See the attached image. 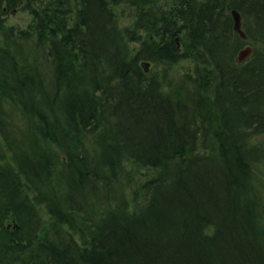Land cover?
I'll return each instance as SVG.
<instances>
[{
	"label": "trees",
	"instance_id": "16d2710c",
	"mask_svg": "<svg viewBox=\"0 0 264 264\" xmlns=\"http://www.w3.org/2000/svg\"><path fill=\"white\" fill-rule=\"evenodd\" d=\"M160 1L0 0V264H264V0Z\"/></svg>",
	"mask_w": 264,
	"mask_h": 264
},
{
	"label": "rangeland",
	"instance_id": "374dc122",
	"mask_svg": "<svg viewBox=\"0 0 264 264\" xmlns=\"http://www.w3.org/2000/svg\"><path fill=\"white\" fill-rule=\"evenodd\" d=\"M34 2L36 4V6H38V7L40 6V4H44V3L50 4V0H32V4ZM166 2H167L166 0H161L160 1L161 6L164 7L166 5ZM25 5H26V3L23 0V2H21L17 8L12 10V12L7 13L5 15L6 23L11 25V26H14L16 28H21V29L25 28L26 29L28 24L31 22L32 18L30 17L28 9L26 8ZM113 9H114V13H115V17H116V21L118 23L119 29H124L125 27L126 28L130 27L132 25V21L134 20L135 16L138 15V12L136 11L135 7L132 5L126 4V3H120L119 5L114 7ZM241 22H242V19H241ZM30 47H32V41H27V42L24 41L23 46H22L23 51H25L26 49H27V51L28 50L30 51L31 50ZM129 47H134L137 50L140 47V44H138L136 42H132V43H129ZM37 49L41 50L40 48H37ZM32 50H34V49H32ZM250 50H251V48H250ZM145 62H147V64L149 65V66H146L147 72L149 70H152V69H154V70L155 69L156 70L157 69L158 70L159 69L165 70V71H167V74L169 76H171L173 81L177 80L178 78L180 79L183 76V74L187 72V69L190 70L194 66V64L191 62L190 59H187V60L182 59V60L176 62V64L173 66L167 65V64H165V65L155 64L154 65V63H148V61H145ZM11 105H15V103H11ZM6 108H7V110L10 109L8 106H5V109ZM14 114H15V116L12 119V122L8 123V127L12 123H13V125H16V127H12L13 131L9 132V135L12 138H16V136H17V138H21L22 140H25L24 143L26 145L37 144V145H41V148L43 151L49 150L48 146L45 145L43 142H41L39 140V137L37 138V135H35V133L32 131L33 130L31 128L32 124H31V122L27 123V117L24 116V114H22V112H20V110H16ZM6 121L7 120L3 119V122H6ZM259 139L264 141V134H262ZM3 143L4 142L0 136V151L4 153V156H5L7 163H8V162L13 160L12 151L9 150L7 152V150H6L7 147H5V145ZM1 147L6 148V149H1ZM261 168L263 169V172H264V160H263V163L261 164ZM6 222H7V224H10L9 225L10 228L13 227L12 225L16 223V222H14L13 216L8 218Z\"/></svg>",
	"mask_w": 264,
	"mask_h": 264
},
{
	"label": "water",
	"instance_id": "95a60500",
	"mask_svg": "<svg viewBox=\"0 0 264 264\" xmlns=\"http://www.w3.org/2000/svg\"><path fill=\"white\" fill-rule=\"evenodd\" d=\"M231 16L233 18L234 24H233V28L238 32V34H240L242 37H245L244 31L241 28V17H240V13L239 11L236 10H232L231 11ZM251 53L250 47L249 46H245L242 49H240L237 59L238 61H241L243 58L247 57L249 54ZM147 62H144L143 65H146Z\"/></svg>",
	"mask_w": 264,
	"mask_h": 264
}]
</instances>
